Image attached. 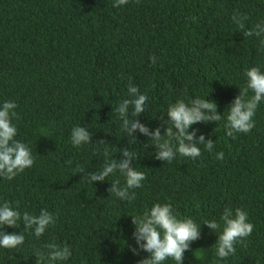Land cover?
<instances>
[{
  "label": "trees",
  "instance_id": "obj_1",
  "mask_svg": "<svg viewBox=\"0 0 264 264\" xmlns=\"http://www.w3.org/2000/svg\"><path fill=\"white\" fill-rule=\"evenodd\" d=\"M0 0V104L17 105L16 139L35 158L32 168L13 180L0 178V201L19 202L21 213L39 215L47 209L54 227L37 239L19 228L25 243L0 248V264H36L33 249L55 241L72 249L60 264H138L148 253L133 238L132 217L155 203H171L180 217L198 223L215 218L225 207L242 208L254 225L252 234L236 245V254L219 264H264V102L255 114V127L233 139L225 120L197 123L215 141L193 160L177 155L171 162L155 159L149 137L128 136L114 109L128 98L131 82L147 93L146 111L138 119L154 131L167 125V109L179 99L214 100L222 115L246 84L245 71H264L259 38H246L232 16L246 14V28L264 21V0ZM195 17V20H193ZM155 56L156 61L150 59ZM251 95V93H249ZM227 113L225 112V116ZM133 118L134 117H130ZM84 126L93 143L72 145L71 130ZM97 140H105L100 145ZM135 142L131 143V141ZM108 159H122L129 147L133 166L147 179L135 189V200L121 201L108 189L124 177L110 175L89 183ZM100 149L99 151L97 149ZM224 153L218 160L216 154ZM222 223V222H221ZM218 234L201 226V238L191 243L183 264H216L212 247ZM196 252V256L194 253ZM166 264H175L166 261Z\"/></svg>",
  "mask_w": 264,
  "mask_h": 264
},
{
  "label": "clouds",
  "instance_id": "obj_2",
  "mask_svg": "<svg viewBox=\"0 0 264 264\" xmlns=\"http://www.w3.org/2000/svg\"><path fill=\"white\" fill-rule=\"evenodd\" d=\"M129 0H114V7L127 5ZM140 3V0H136ZM195 20V17H193ZM233 23L242 31L246 38L257 37L260 42V50L264 51V21L256 23L251 29L246 28L248 17L246 14L236 12L232 16ZM150 59L155 63L156 57ZM246 84L240 87L239 94L221 115L218 105L214 100L196 97L187 101L179 99L170 104L166 115L167 120L161 116L167 125L163 134L161 128L154 131L141 123L138 117L146 111L148 103L147 93H141L137 86L131 82L128 84V98L119 102L114 109L118 118L122 121V129L128 136H134L136 131L149 137L155 147V159L171 163L177 155L193 160L202 155L200 145L211 151L215 141L205 138L203 134L197 139L199 129L189 131L197 123H219L225 120L226 135L236 138L237 134H247L255 127L254 117L259 105L264 102V71L259 66H253L245 71ZM251 93V95H249ZM18 105L8 100L0 104V178L11 181L18 175L30 169L35 164L31 148L24 142L16 139L18 129L13 123L18 118L16 109ZM130 117H134L130 118ZM70 140L73 146L80 147L93 143L92 133L84 126H74L71 130ZM131 141V143L135 142ZM103 145L105 140H97ZM100 150L99 148L97 149ZM122 159L109 160V149L103 148L105 161L95 172H87L77 167L75 174L84 173L89 183L104 182L110 175L119 172L124 177V184L119 179L111 182L108 189L111 195H115L121 201L131 202L135 200V189L143 187V181L147 179L143 171L133 166L137 159L136 154L125 147L120 150ZM218 160L224 159V153L216 154ZM134 225L133 238L138 247H132L131 251L139 255L141 250L148 253L138 264H166L172 260L175 264H183L185 252L191 250V243L201 238V226L206 225L218 234L215 256L216 264L236 254V245L246 240L253 232L254 225L248 220V213L242 208L232 209L225 207L218 222L215 218L205 219L203 223L196 222L191 217H180L171 203H155L151 208H146L142 214L131 216ZM57 217L47 209H42L39 215H33L27 211L21 213L19 202L15 205L4 200L0 201V248L18 249L25 243V235L22 232L7 233L5 226L19 228L22 221L25 231H29L37 239L42 237L49 227H54ZM222 222V223H221ZM36 264H60L68 261L72 256V249L67 244L61 245L55 241L47 243L44 248L33 249ZM196 256V252L194 253Z\"/></svg>",
  "mask_w": 264,
  "mask_h": 264
}]
</instances>
